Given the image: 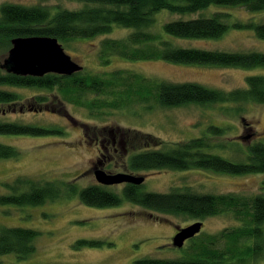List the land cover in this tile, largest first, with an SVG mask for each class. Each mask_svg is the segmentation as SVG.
Listing matches in <instances>:
<instances>
[{"label":"trees","instance_id":"trees-1","mask_svg":"<svg viewBox=\"0 0 264 264\" xmlns=\"http://www.w3.org/2000/svg\"><path fill=\"white\" fill-rule=\"evenodd\" d=\"M68 1L81 2L83 7L51 10L39 5L2 4L0 58L8 55L11 41L16 38L48 37L67 45L71 41L107 35L118 27L131 32L124 39H103L100 42L98 58L102 65L109 64L116 57L127 61H164L245 70L264 67V53L261 52L184 48L175 42V39H220L231 27L252 30L258 39L264 40V23L235 22L230 25L226 22L229 15L224 12H216L210 17L194 16L212 6L242 7L249 12H260L264 11V0ZM161 12L178 18L163 22L156 28L157 15ZM22 89L43 92L36 96L38 106L45 108L52 94L62 103L85 109L94 119H104L115 111L125 110H132L137 115L135 107L152 110L218 105L224 114L240 115L244 105H264V76L261 75L247 76L243 88L224 91L194 82L172 83L151 79L127 70L100 75L83 69L71 76L46 74L31 77L14 75L0 68V106L13 107L22 101V94L18 91ZM224 133L222 127L215 125L208 126L206 132L210 136H222ZM101 134L103 137L96 144L102 150H109L116 141L123 143V139L115 136L112 130H102ZM58 135H63L61 129L0 120V136L3 137ZM146 144L142 152L127 158L125 167L130 173L203 170L230 176L262 175L259 193L201 194L189 188L153 193L142 191V185L131 184L123 185L119 193L97 183L80 189L75 184L19 176L11 182L0 183V212L6 207H37L75 197L81 204L92 208L115 207L128 202L156 213L195 222L210 217H229L236 223L235 227L215 234L200 232L188 241L184 257L142 258L134 264H253L264 259L263 143H250L241 160L208 152L212 146L201 137L164 150H157V147L151 150ZM20 156L13 146L0 143V161L17 160ZM37 237L38 232L33 229L0 225V264H7L1 257L8 255L20 261L31 257L36 251ZM98 244L80 240L73 247L80 249Z\"/></svg>","mask_w":264,"mask_h":264},{"label":"rangeland","instance_id":"rangeland-1","mask_svg":"<svg viewBox=\"0 0 264 264\" xmlns=\"http://www.w3.org/2000/svg\"><path fill=\"white\" fill-rule=\"evenodd\" d=\"M5 3L46 6L51 10L83 7L81 2L68 0H0V6ZM216 12L227 13L229 18L226 22L230 25L235 22L264 23V11L249 12L233 6H212L194 16L210 17ZM157 16L156 28L163 22L178 18L166 12ZM130 32L129 29L114 27L107 35L71 41L62 47L74 62L83 67L84 72L92 74L127 70L151 79L172 83L194 82L224 91L245 87L247 76H264V67L245 70L164 61H127L116 57L109 64L102 65L98 58L100 42L103 39H124ZM175 42L184 48L264 53V40L258 39L254 31L233 27L220 39H175ZM6 57L7 54L0 58V64ZM18 91L22 94V101L13 107L0 106V120L61 129L63 135L0 136V143L13 146L21 155L17 160L0 161V183L22 176L75 184L81 189L97 183L93 173L100 168L109 174L143 176L145 180L141 190L144 192L168 193L173 189L189 188L201 194L259 193L262 175L230 176L203 170L130 173L125 166L129 155L142 152L146 143L151 150L155 147L164 150L200 137L212 146L208 152L241 160L250 143L260 141L264 144V105H244L240 115L224 114L218 105L152 110L135 107L137 115L132 110H125L115 111L104 119H94L85 109L62 103L52 94L46 104L48 108H44L35 101L36 96L43 92L31 89ZM211 125L222 127L224 135L206 134ZM102 130H112L115 136L123 139V143L116 141L112 147H107L109 150L100 149L96 143L103 137ZM122 187L109 188L121 193ZM194 222L128 202L115 207L92 208L81 204L75 197L37 207H6L0 212V225L33 229L38 232V237L36 251L28 259L20 261L8 255L1 260L7 264H134L142 258L176 259L185 256L184 250L189 242L178 249L173 246L172 238L178 229ZM202 223L201 232L206 234L236 226L229 217H210ZM80 240L99 244L75 249L73 245ZM253 264H264V259Z\"/></svg>","mask_w":264,"mask_h":264},{"label":"water","instance_id":"water-1","mask_svg":"<svg viewBox=\"0 0 264 264\" xmlns=\"http://www.w3.org/2000/svg\"><path fill=\"white\" fill-rule=\"evenodd\" d=\"M0 68L14 75L31 77H42L46 74L71 76L83 70L82 66L65 53L57 39L48 37L13 39ZM93 174L97 184L104 187L122 184L141 186L145 180L143 176L125 173L109 174L100 168L95 169ZM202 227L203 223L197 221L178 229L172 238L173 246L182 248L186 241L200 234Z\"/></svg>","mask_w":264,"mask_h":264},{"label":"flooded vegetation","instance_id":"flooded-vegetation-1","mask_svg":"<svg viewBox=\"0 0 264 264\" xmlns=\"http://www.w3.org/2000/svg\"><path fill=\"white\" fill-rule=\"evenodd\" d=\"M122 185H125V184H122ZM143 185V184H142Z\"/></svg>","mask_w":264,"mask_h":264}]
</instances>
